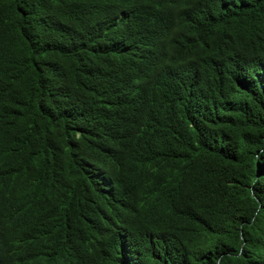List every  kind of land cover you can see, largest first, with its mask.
<instances>
[{"label": "trees", "instance_id": "16d2710c", "mask_svg": "<svg viewBox=\"0 0 264 264\" xmlns=\"http://www.w3.org/2000/svg\"><path fill=\"white\" fill-rule=\"evenodd\" d=\"M0 264H264V0H0Z\"/></svg>", "mask_w": 264, "mask_h": 264}]
</instances>
